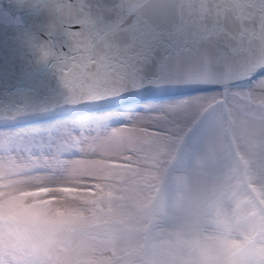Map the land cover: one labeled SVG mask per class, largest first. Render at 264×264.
Masks as SVG:
<instances>
[{
	"label": "snow or ice",
	"instance_id": "obj_1",
	"mask_svg": "<svg viewBox=\"0 0 264 264\" xmlns=\"http://www.w3.org/2000/svg\"><path fill=\"white\" fill-rule=\"evenodd\" d=\"M5 175L55 264H264V0H0Z\"/></svg>",
	"mask_w": 264,
	"mask_h": 264
},
{
	"label": "rangeland",
	"instance_id": "obj_2",
	"mask_svg": "<svg viewBox=\"0 0 264 264\" xmlns=\"http://www.w3.org/2000/svg\"><path fill=\"white\" fill-rule=\"evenodd\" d=\"M0 182L7 185V187L3 189L6 192H11L23 187L16 177L10 175H5ZM6 233L8 232L0 230V264H20L18 254H16L10 246L5 244ZM15 238L19 245L32 250V259L38 262V264H55L57 256L62 255L59 241L49 243L43 238H29L17 235H15Z\"/></svg>",
	"mask_w": 264,
	"mask_h": 264
},
{
	"label": "clouds",
	"instance_id": "obj_3",
	"mask_svg": "<svg viewBox=\"0 0 264 264\" xmlns=\"http://www.w3.org/2000/svg\"><path fill=\"white\" fill-rule=\"evenodd\" d=\"M5 244L10 246L19 256L20 264H38L32 259V250L18 244L15 234L6 233Z\"/></svg>",
	"mask_w": 264,
	"mask_h": 264
}]
</instances>
